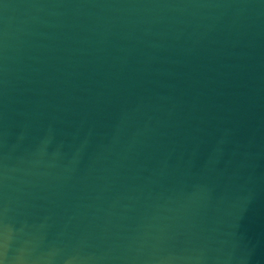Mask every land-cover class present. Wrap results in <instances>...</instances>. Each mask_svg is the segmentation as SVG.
<instances>
[{"label": "water", "instance_id": "water-1", "mask_svg": "<svg viewBox=\"0 0 264 264\" xmlns=\"http://www.w3.org/2000/svg\"><path fill=\"white\" fill-rule=\"evenodd\" d=\"M0 264H264V0H0Z\"/></svg>", "mask_w": 264, "mask_h": 264}]
</instances>
